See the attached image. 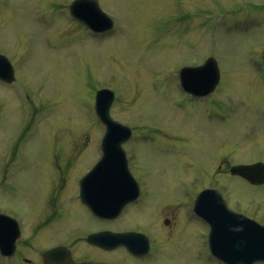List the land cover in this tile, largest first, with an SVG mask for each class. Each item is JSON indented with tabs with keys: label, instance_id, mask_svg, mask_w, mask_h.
I'll use <instances>...</instances> for the list:
<instances>
[{
	"label": "rangeland",
	"instance_id": "obj_1",
	"mask_svg": "<svg viewBox=\"0 0 264 264\" xmlns=\"http://www.w3.org/2000/svg\"><path fill=\"white\" fill-rule=\"evenodd\" d=\"M70 1L0 0V51L15 65L19 84L0 86V160L31 117L32 134H26L23 148L31 149L25 161L37 170L24 180L26 186L35 181L27 200L6 199L4 194L12 191L0 176V206L8 201L19 210L24 232L34 234L47 210L36 195L55 152L66 163V193L76 195V178L97 158L102 132L94 101L105 86L115 92L112 116L150 127L130 144L135 169L146 179L145 198L129 205L114 227H151L150 237L158 242L162 219L177 222L184 211L179 202L196 195L205 178L206 185L220 187L229 206L264 220V185L252 186L228 173L232 163L264 161V0H99L114 21L103 35H93L70 16ZM209 55L217 59L221 75L215 110L227 111L222 121L208 123L189 107L177 70ZM215 112L206 115L216 117ZM60 172L55 173L56 188ZM69 203L72 215L65 227L51 224L35 233L43 243H67L91 223L76 199ZM180 220L171 232L162 230L161 251L151 255L155 259L125 258L122 250L102 251L80 242L82 260L217 264L207 262L206 233L196 222Z\"/></svg>",
	"mask_w": 264,
	"mask_h": 264
},
{
	"label": "water",
	"instance_id": "obj_2",
	"mask_svg": "<svg viewBox=\"0 0 264 264\" xmlns=\"http://www.w3.org/2000/svg\"><path fill=\"white\" fill-rule=\"evenodd\" d=\"M81 1L84 0L74 1L71 5V10L73 11L75 8H78V4ZM92 12L95 16H99L100 20L104 19L103 14L99 10L94 9ZM106 22L110 23V20L107 19ZM195 73V78L192 77L191 80L197 84L210 86L217 82L218 71L212 58L208 59L202 66H199ZM105 92L107 91H99L97 98ZM103 112L107 115L106 110H103ZM116 132L119 133L120 131L115 130L113 126L109 127L106 136L107 142L113 140L111 135ZM122 139L118 137L116 145L113 143L114 146L106 144L103 158L92 172L83 179L84 195L86 197L91 195L96 197L95 199L89 197L86 200L92 201L90 203L95 204L99 212L106 216L117 214L119 208L129 199L135 197L137 191V188L135 189L134 184L127 175L124 153L118 148V144ZM231 172L242 175L252 183L264 181V164L261 162L233 166ZM202 194L199 200L200 205L197 204V207L212 222L213 229L210 235V246L214 254L233 264H248L256 259H264V232L261 233L259 230L248 232L244 225H236L235 227H239L238 229L222 230L223 227L220 221L228 217L234 219V217L228 211L226 212L224 203L215 194L211 195L208 199L203 198ZM126 234L98 232L90 235L89 239L104 245V243H108L114 238L125 236ZM104 235L108 239L102 241ZM128 239L132 241L131 237H128ZM44 256L48 264H66L67 261L68 264L70 263V258L68 255H65L63 249L50 251Z\"/></svg>",
	"mask_w": 264,
	"mask_h": 264
},
{
	"label": "flooded vegetation",
	"instance_id": "obj_3",
	"mask_svg": "<svg viewBox=\"0 0 264 264\" xmlns=\"http://www.w3.org/2000/svg\"><path fill=\"white\" fill-rule=\"evenodd\" d=\"M0 167L2 169H0V176L3 177L2 179H6V178H10L12 180V183L10 185L11 189L13 190H17V192H19V188H22L21 183L18 181V173L19 172H27V171H32V173L34 171H36L35 168H33L32 166H30L29 169H23V165L20 164H16V165H12V164H1ZM12 168L13 170H11V174H8V168ZM46 169L44 170V172L46 173V178L47 182L46 183V187L43 185L39 191L40 193L45 189L47 191V189L49 188V186L55 182V173L58 171L60 172L61 175V185L63 184V173L66 171L63 168V165L60 163H55V164H49L47 166H45ZM60 182V181H59ZM58 182V183H59ZM32 184L34 185V181H32ZM56 188L54 192H57L59 190V192H62V188L60 189ZM46 193V192H45ZM46 195V194H44ZM18 197V196H17ZM31 198V196L28 197V199ZM57 199L54 194H53V190H49L48 191V195L47 196H41L40 200H42L43 202V206L44 208L47 207L46 210V214L43 213L45 220L44 222L41 224L40 227H45L48 226L50 223L53 222V224H57V225H64L67 224L70 220V207L68 202L63 201L62 203H58ZM47 200V201H46ZM32 201V200H31ZM78 203V202H77ZM79 207L81 208L82 211L87 212V214L89 215L88 211L85 209V207L78 203ZM0 212H3L5 214H8L10 216H12L13 218H15L16 220H18V231L20 232L19 236H17L16 238L13 239L15 245H14V250L12 252L11 255L6 257V262L9 264H36V260H30V256H27L25 253L28 251V249H32L33 251H36L37 249H45L48 247H51L53 245H49L51 243V241L42 242V239L38 240L37 236H36V231L34 234H28L27 237H25L23 239V241L25 242V248H23L21 246V242H19L20 238H22V235H26V233L24 232V225L22 224V219L19 217L18 213H20L19 210H17L14 207H3L0 209ZM22 214V213H20ZM4 222L0 223V237L1 238H5L8 240H11L14 235H15V230H17V228L15 227V225L9 220V219H4L2 220ZM37 228V226H36ZM36 230V229H35ZM39 246V247H38ZM38 252V250H37Z\"/></svg>",
	"mask_w": 264,
	"mask_h": 264
}]
</instances>
